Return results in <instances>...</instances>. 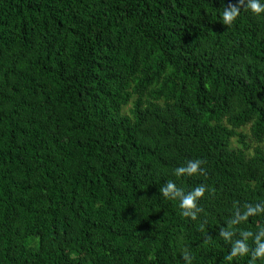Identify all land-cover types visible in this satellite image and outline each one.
Instances as JSON below:
<instances>
[{
	"label": "trees",
	"instance_id": "trees-1",
	"mask_svg": "<svg viewBox=\"0 0 264 264\" xmlns=\"http://www.w3.org/2000/svg\"><path fill=\"white\" fill-rule=\"evenodd\" d=\"M236 4L0 0V264H264V14Z\"/></svg>",
	"mask_w": 264,
	"mask_h": 264
},
{
	"label": "clouds",
	"instance_id": "clouds-1",
	"mask_svg": "<svg viewBox=\"0 0 264 264\" xmlns=\"http://www.w3.org/2000/svg\"><path fill=\"white\" fill-rule=\"evenodd\" d=\"M248 8L254 14L260 15L264 14V0H238V4L229 5L225 8L223 13V21L225 24H231L240 13V8ZM200 167V161H190L186 167H179L175 170L176 176H182L184 174L192 175L198 172ZM163 195L169 198H180L181 209H184L183 215H191V210L196 207L197 198L203 196L205 189L203 187L196 188L193 192L185 195L180 189H178L173 183H169L167 188L161 189ZM174 194V196H173ZM264 212V207L257 205L255 207L249 206L247 211L242 217L243 220H246L249 215H255L258 213ZM233 223H236L235 221ZM232 232L222 233L225 240H229L232 236ZM242 236L245 237L243 241L237 240L234 243L232 256H244L249 253V247L247 240L252 236L250 232H242ZM256 248L253 251V259L262 258L264 259V229H261L258 234L255 236ZM231 259V257H229Z\"/></svg>",
	"mask_w": 264,
	"mask_h": 264
}]
</instances>
